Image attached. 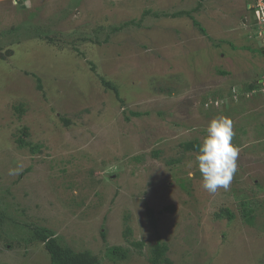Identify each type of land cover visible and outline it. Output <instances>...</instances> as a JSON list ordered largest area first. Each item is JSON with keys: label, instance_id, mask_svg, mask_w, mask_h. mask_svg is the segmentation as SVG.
I'll return each mask as SVG.
<instances>
[{"label": "rangeland", "instance_id": "374dc122", "mask_svg": "<svg viewBox=\"0 0 264 264\" xmlns=\"http://www.w3.org/2000/svg\"><path fill=\"white\" fill-rule=\"evenodd\" d=\"M244 2L0 0V264H50L37 229L151 264L149 208L171 264H264V87L246 88L264 56ZM220 117L240 151L212 194L186 146Z\"/></svg>", "mask_w": 264, "mask_h": 264}, {"label": "clouds", "instance_id": "9594fccd", "mask_svg": "<svg viewBox=\"0 0 264 264\" xmlns=\"http://www.w3.org/2000/svg\"><path fill=\"white\" fill-rule=\"evenodd\" d=\"M261 46L264 48L262 43ZM255 82L262 84V80ZM206 133L199 146L196 161L202 175V187L209 193L215 194L219 188L227 190L230 187L238 170L240 149L232 143L235 132L231 119L227 117L210 121ZM10 174H15V171L10 170Z\"/></svg>", "mask_w": 264, "mask_h": 264}, {"label": "trees", "instance_id": "16d2710c", "mask_svg": "<svg viewBox=\"0 0 264 264\" xmlns=\"http://www.w3.org/2000/svg\"><path fill=\"white\" fill-rule=\"evenodd\" d=\"M199 9H200V6L198 9L195 8L193 10V12L196 13V12H198ZM193 12L186 13L187 15L184 13V11L181 13H182V15L190 16ZM147 14H151V12H148ZM160 15L165 16L167 14L160 13ZM160 15L157 13L155 17L159 18ZM177 15H179V14L172 15L171 17L175 18ZM194 24L197 25L198 22L194 21ZM198 27H201V26L198 24ZM201 31H202V29H201ZM202 32L205 33L204 31H202ZM220 74L225 76L227 73L226 72H220ZM102 83L105 87L112 89V90L117 92L118 87L114 86L111 82L103 79ZM246 88L249 92H251V91L254 92L257 88V84H256V82H254V84H252V85H247ZM208 101L209 100H207V102ZM21 110L22 109H20L19 111L21 112ZM134 115L140 116V114H138V113H136ZM25 135H26V133H25ZM19 143H20L21 147H24L26 145L23 138L19 140ZM186 148L188 150H198L199 145L197 142L188 143ZM167 211L174 212V208L170 207L167 209ZM225 214L228 216L229 221L234 220V215L229 210H227L225 212ZM147 217H148L150 226L154 229V231L157 235V241H156V244L152 248V251L150 253L151 256H150L149 262L151 264H171L170 260L167 259V252L169 251V248H168V246L162 244L161 237H160V235H158V231H157L158 221H157V218L155 216V212L153 209L149 208L147 210ZM0 219H2L1 214H0ZM102 236H104V234H102ZM34 237L36 240L44 243L45 248L50 255V259H51L50 264H99L98 259L91 252L86 251L83 253H75L73 250H71L69 248H64L63 246H61L57 242V240L55 238H53L52 233L49 232L47 229L34 230ZM128 252L127 251L124 252L123 249L120 247H114L112 249L111 248L108 249L107 255L110 259H112V261H115V260L117 261L120 259L125 260L128 258ZM120 253H122V257H118V254H120Z\"/></svg>", "mask_w": 264, "mask_h": 264}, {"label": "built area", "instance_id": "2783aa9c", "mask_svg": "<svg viewBox=\"0 0 264 264\" xmlns=\"http://www.w3.org/2000/svg\"><path fill=\"white\" fill-rule=\"evenodd\" d=\"M246 7L258 19V39L264 46V0H246ZM261 85L264 87V79Z\"/></svg>", "mask_w": 264, "mask_h": 264}, {"label": "flooded vegetation", "instance_id": "af4514ba", "mask_svg": "<svg viewBox=\"0 0 264 264\" xmlns=\"http://www.w3.org/2000/svg\"><path fill=\"white\" fill-rule=\"evenodd\" d=\"M245 3V2H244ZM244 8H245V13H243V14H245V15H242L241 16V21L243 22V24L245 25V26H247V27H249V13H250V11L247 9V7H246V3H245V6H244ZM259 41V40H258ZM257 41V47L260 49V52H261V54L264 56V48H260L259 46H258V44H259V42Z\"/></svg>", "mask_w": 264, "mask_h": 264}, {"label": "water", "instance_id": "95a60500", "mask_svg": "<svg viewBox=\"0 0 264 264\" xmlns=\"http://www.w3.org/2000/svg\"><path fill=\"white\" fill-rule=\"evenodd\" d=\"M258 46L262 49L261 43H259Z\"/></svg>", "mask_w": 264, "mask_h": 264}, {"label": "crops", "instance_id": "0c3cea01", "mask_svg": "<svg viewBox=\"0 0 264 264\" xmlns=\"http://www.w3.org/2000/svg\"><path fill=\"white\" fill-rule=\"evenodd\" d=\"M236 90V89H235ZM233 91V90H232ZM230 93H232V92H230Z\"/></svg>", "mask_w": 264, "mask_h": 264}]
</instances>
